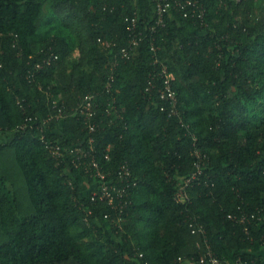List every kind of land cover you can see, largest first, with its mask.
Masks as SVG:
<instances>
[{"label":"trees","instance_id":"obj_1","mask_svg":"<svg viewBox=\"0 0 264 264\" xmlns=\"http://www.w3.org/2000/svg\"><path fill=\"white\" fill-rule=\"evenodd\" d=\"M201 2L203 24L172 8L156 34L174 76L172 109L158 93L162 78L145 90L149 39L118 55L126 15L137 10L145 29L153 0H0V130L9 133L0 142V264H264V0ZM49 51L58 60L28 79ZM111 72L119 117L105 111ZM89 92L99 93L97 161L111 180L127 161L135 182L122 211L117 199H93L96 180L66 153L58 163L36 125L54 98L70 110ZM77 115L51 122L47 137L81 143L88 132ZM197 150L204 171L177 202ZM242 213L251 219L235 218Z\"/></svg>","mask_w":264,"mask_h":264},{"label":"built area","instance_id":"obj_2","mask_svg":"<svg viewBox=\"0 0 264 264\" xmlns=\"http://www.w3.org/2000/svg\"><path fill=\"white\" fill-rule=\"evenodd\" d=\"M136 2V0H132ZM154 1V17L152 22L147 25L144 29L139 23V16L137 10L129 15H126L125 21L127 22L128 28V40L127 45L120 48L118 55L122 58H129L131 50L138 46L144 38L149 39L150 50L153 52L152 64L155 65L153 70L149 75L147 85L145 90L148 91L154 88L156 84L154 83V78L159 77L163 79V87L158 88V93L161 99H167L172 105V109L176 105V91L172 88L171 81L174 79L173 73L169 72L167 66L162 63V61L157 56L158 46L156 45V34L165 25L166 12L172 8L178 9L183 17L191 18L200 21L201 24L204 23L205 18V8L201 0H153ZM238 1V0H237ZM102 43H106L98 39ZM58 60V55L55 52L49 51L45 53L42 58L35 61L33 68L29 69L27 78L31 79L34 75L46 66L51 65ZM114 82V74L111 72L105 82V91L112 94L111 90ZM98 92H89L85 94L82 99L70 110L67 109L63 101L58 98L52 97V104L50 105V111L46 113L45 116L38 115L35 116L36 125L40 128V139L44 143L49 153L60 163L63 160L64 154H68L70 157V162L76 167H81L85 174L96 180L97 184L95 186H90V195L93 199H104L110 204L115 202L117 199V206L121 209L127 207L130 203L128 200L129 190L131 184L134 185L135 182H131L130 178L132 176L130 166L127 161L122 162L118 168H116L114 173V180L107 179V173L105 172L103 166L97 161L95 157V148L92 132H95L99 127V123L94 120L97 108L99 106L98 102ZM53 96V95H52ZM161 109H164L161 106ZM105 111L110 114L114 112L117 117L119 113L116 108V100L112 94L110 99H107V104L105 106ZM69 112L78 114L77 116L83 120L84 127L86 128L88 134L81 143L72 145H62L54 139L47 137L46 132L49 129L50 123L53 121H59L65 118ZM112 121L111 119L109 122ZM26 124H24L25 126ZM90 133V134H89ZM195 160L193 161L192 171L188 176L183 179V182L178 183L174 193V199L177 202H186L188 198L187 187L188 185L197 178L204 171V160L200 151H195ZM108 156H106L107 158ZM251 217H255V214L251 212ZM240 222L251 219L248 214L242 213L240 217H235ZM260 218V217H259ZM264 220V215L261 217ZM190 226H193L190 223ZM193 232H203V228L200 224L193 226ZM206 255L211 254L210 248H206ZM211 262H218L216 257L209 255ZM208 257V258H209ZM201 261L205 260V256H201Z\"/></svg>","mask_w":264,"mask_h":264},{"label":"crops","instance_id":"obj_3","mask_svg":"<svg viewBox=\"0 0 264 264\" xmlns=\"http://www.w3.org/2000/svg\"><path fill=\"white\" fill-rule=\"evenodd\" d=\"M8 134L2 130H0V142L4 141L6 138H8Z\"/></svg>","mask_w":264,"mask_h":264},{"label":"rangeland","instance_id":"obj_4","mask_svg":"<svg viewBox=\"0 0 264 264\" xmlns=\"http://www.w3.org/2000/svg\"><path fill=\"white\" fill-rule=\"evenodd\" d=\"M86 190V189H85Z\"/></svg>","mask_w":264,"mask_h":264}]
</instances>
